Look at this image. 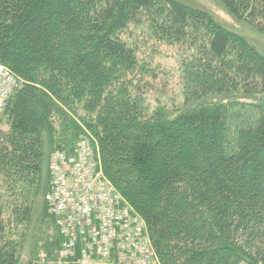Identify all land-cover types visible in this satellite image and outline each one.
I'll return each instance as SVG.
<instances>
[{"label": "trees", "instance_id": "trees-1", "mask_svg": "<svg viewBox=\"0 0 264 264\" xmlns=\"http://www.w3.org/2000/svg\"><path fill=\"white\" fill-rule=\"evenodd\" d=\"M216 2L264 39V0ZM253 44L263 54L174 0H0V64L20 83L0 117V264L57 258L50 160L82 138L160 264H264V103L246 102L264 96V49Z\"/></svg>", "mask_w": 264, "mask_h": 264}, {"label": "built area", "instance_id": "built-area-1", "mask_svg": "<svg viewBox=\"0 0 264 264\" xmlns=\"http://www.w3.org/2000/svg\"><path fill=\"white\" fill-rule=\"evenodd\" d=\"M19 80L0 64V115ZM100 158L87 138L71 157L54 153L50 160L48 213L63 237L55 260L37 264H160L145 223L96 168Z\"/></svg>", "mask_w": 264, "mask_h": 264}, {"label": "rangeland", "instance_id": "rangeland-1", "mask_svg": "<svg viewBox=\"0 0 264 264\" xmlns=\"http://www.w3.org/2000/svg\"><path fill=\"white\" fill-rule=\"evenodd\" d=\"M174 1H178L180 3L186 4L188 6H191L193 8H197L203 11L208 12L209 14H211L220 24H222L224 27H226L228 30L237 33L238 35L244 37L249 43H251L254 47L255 45L253 44V41L255 43H257V45H259V47H261L262 49H264V39L262 37H260L259 35H257L255 32L253 31H249L246 28H241L243 30V32H241L240 27L235 24V22L233 21L232 18H230L225 12L224 10L217 4L216 0H174ZM245 29V30H244ZM247 30V31H246ZM247 35H245V34ZM253 40V41H252ZM257 49V47H255ZM258 50V49H257ZM260 51V50H258ZM261 52V51H260ZM262 53V52H261ZM263 54V53H262ZM165 54H161V56H159V63L164 67L167 66L168 64L171 65V62L169 60V58L164 59ZM173 79H176V76L173 75L172 77ZM175 81L170 82V85H174ZM264 96H260L258 97V99L256 98H251L248 99L246 102L248 103H264V99L261 100V98ZM5 110V109H4ZM4 113V111H3ZM3 113L0 115V117L3 115ZM0 127L4 128V121L0 120ZM100 161H101V157H100ZM102 167V166H101ZM103 173V170H102ZM104 175V173H103ZM105 176V175H104ZM114 187V186H113ZM115 188V187H114ZM116 190V188H115ZM27 247L28 245L25 244V248H24V253L22 256V259L24 262L27 261L28 259V255H27Z\"/></svg>", "mask_w": 264, "mask_h": 264}, {"label": "bare ground", "instance_id": "bare-ground-1", "mask_svg": "<svg viewBox=\"0 0 264 264\" xmlns=\"http://www.w3.org/2000/svg\"><path fill=\"white\" fill-rule=\"evenodd\" d=\"M93 164L95 165L96 168L100 167L101 166V162H100V159H96V158H93ZM102 168V167H101ZM131 218L135 221H139L141 220L143 222V220L138 217L137 215H131ZM144 223V222H143ZM148 232V231H147ZM155 251V250H154ZM156 253V252H155ZM156 258L158 259L157 255H156ZM159 260V259H158Z\"/></svg>", "mask_w": 264, "mask_h": 264}]
</instances>
